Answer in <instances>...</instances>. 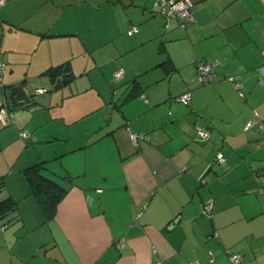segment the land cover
Masks as SVG:
<instances>
[{"label": "crops", "instance_id": "1", "mask_svg": "<svg viewBox=\"0 0 264 264\" xmlns=\"http://www.w3.org/2000/svg\"><path fill=\"white\" fill-rule=\"evenodd\" d=\"M154 1L0 0L13 112L0 199L17 201L0 217V264H233L229 251L264 264V0H193L185 27ZM198 58L212 83L196 86ZM62 63L73 79L56 84L45 70ZM14 85L35 99L11 100ZM37 162L66 192L48 221L23 174Z\"/></svg>", "mask_w": 264, "mask_h": 264}, {"label": "built area", "instance_id": "2", "mask_svg": "<svg viewBox=\"0 0 264 264\" xmlns=\"http://www.w3.org/2000/svg\"><path fill=\"white\" fill-rule=\"evenodd\" d=\"M154 4L157 7V12L163 14L165 17H171L175 16L179 18V24L181 27H185L186 24L193 20V16L191 13V7L193 5V0H155ZM137 26H131L128 29V33L132 34L137 30ZM4 67V63L0 61V85H2V78H1V69ZM197 67V82L204 85L212 83L215 80V73L213 72V66L212 63L205 59V58H198L196 62ZM124 73L123 68H117L114 72V75L116 77H121ZM229 81L232 83V85L237 89L239 95H243L242 91L240 90V82L236 80L233 76L228 77ZM44 89H37L36 92H42ZM176 99L180 101L183 104H188L191 99V93L190 91H185L178 96H176ZM13 120V112L9 108L8 103L4 101L0 105V128L8 123H10ZM250 124V122H249ZM246 128L248 127V125ZM196 133L198 135V138L202 140H207L210 137V132L208 129H204L201 127H196ZM21 137H26L28 135V132L26 130H20L19 131ZM129 137L134 146H138L139 141L143 139V134H138L133 131L129 132ZM217 161H223L224 157L221 153L217 154L216 157ZM213 207V201L207 200L203 206V212L208 213ZM230 259L233 264H238L240 260V255L238 253H231L228 252ZM213 260L212 254H210L207 261H199V260H192L188 262L187 264H211ZM162 259L160 257H157L151 261V264H162Z\"/></svg>", "mask_w": 264, "mask_h": 264}, {"label": "trees", "instance_id": "3", "mask_svg": "<svg viewBox=\"0 0 264 264\" xmlns=\"http://www.w3.org/2000/svg\"><path fill=\"white\" fill-rule=\"evenodd\" d=\"M45 72L50 75L52 80L58 79L56 84L73 79V74L70 72L67 63L51 66ZM132 90H130V94L125 99H129L137 94L138 91L134 92ZM20 102H23V100H20ZM42 168V162H37L25 167L23 174L29 185V193L35 198L45 221H48L54 217L57 205L66 192L59 184L42 175ZM4 186V176H2L0 177V190ZM15 209H17V201L13 197L8 195L0 199V217Z\"/></svg>", "mask_w": 264, "mask_h": 264}, {"label": "rangeland", "instance_id": "4", "mask_svg": "<svg viewBox=\"0 0 264 264\" xmlns=\"http://www.w3.org/2000/svg\"><path fill=\"white\" fill-rule=\"evenodd\" d=\"M164 56H158V58L159 59H161V58H163ZM126 61H128V60H126ZM160 74H161V72H160ZM196 76H197V74H196ZM117 78V77H116ZM116 83H117V81L118 80H114ZM113 81V82H114ZM119 84V85H118ZM116 86H117V89H119V90H123V89H125V88H123V86L125 85V82H123V83H118ZM204 85H206V84H204ZM196 86H203L202 84H200V83H198L197 82V79H196ZM34 90L33 89H27V92H28V95H30L31 94V96H30V99L28 100V102H32L34 99H35V97H33L34 95H35V93L33 92ZM63 92H61L62 94H65L68 90L65 88V89H63L62 90ZM68 100V99H67ZM27 102V101H26ZM32 104H34V103H31V105ZM69 104V103H68ZM182 104V106H186L187 108H188V105H186V104H183V103H181ZM62 107H63V109H65V105H61ZM63 136L62 137H65L64 136V134H62Z\"/></svg>", "mask_w": 264, "mask_h": 264}, {"label": "water", "instance_id": "5", "mask_svg": "<svg viewBox=\"0 0 264 264\" xmlns=\"http://www.w3.org/2000/svg\"><path fill=\"white\" fill-rule=\"evenodd\" d=\"M9 97L11 100H26L28 98V95L25 93L22 86L14 85L9 90Z\"/></svg>", "mask_w": 264, "mask_h": 264}]
</instances>
